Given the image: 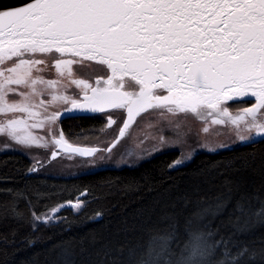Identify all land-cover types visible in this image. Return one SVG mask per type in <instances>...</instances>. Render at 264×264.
<instances>
[{"label":"snow or ice","instance_id":"6c2138e0","mask_svg":"<svg viewBox=\"0 0 264 264\" xmlns=\"http://www.w3.org/2000/svg\"><path fill=\"white\" fill-rule=\"evenodd\" d=\"M37 54L50 57L51 64ZM87 62L106 66L110 75L95 79V86L76 78L73 66L83 71ZM49 66L54 79L42 75ZM129 82L133 90H126ZM73 86L79 90L76 95L83 93L81 98L68 94ZM10 93L18 98L10 100ZM45 95L50 97L47 102L41 99ZM253 99L251 107L235 113L226 106L229 101ZM56 105L62 110L49 111ZM108 110L126 113L111 147L73 144L60 128L62 118ZM150 111L160 118L170 114L174 119L168 126L177 135L186 128L179 117L191 114L205 123L204 133L213 125H224L245 146L264 142V0H26L0 8V139L28 149L52 148L51 159L95 158L98 152L110 153L137 117ZM116 123L108 115L104 128L88 131L105 133ZM40 129L47 130L46 137L35 133ZM226 147L231 145H220ZM0 150H9L8 145ZM32 159L28 173L45 167L37 157ZM190 159L191 155L169 167ZM249 166L244 159L239 168L232 163L225 169ZM224 174L217 170V175ZM234 185L225 178L215 196L179 197L183 207L194 205L183 224L177 215L165 213L135 245L97 250L98 264H264V237L253 236L264 228V197L245 194L233 204V192L238 191ZM15 197L29 204L34 223L55 222L65 207H83L77 198L37 215L23 192H15ZM229 205L227 226L232 231L215 240L219 228L212 229L207 218L224 215ZM10 211L22 218L15 203ZM241 236L252 238L237 239ZM56 249V264H78L71 244L61 243Z\"/></svg>","mask_w":264,"mask_h":264},{"label":"trees","instance_id":"16d2710c","mask_svg":"<svg viewBox=\"0 0 264 264\" xmlns=\"http://www.w3.org/2000/svg\"><path fill=\"white\" fill-rule=\"evenodd\" d=\"M44 59L51 64L50 57ZM87 63L89 67L83 71L73 66L75 77H85L94 84L95 79H106L110 75L106 66ZM42 75L48 79L54 77L55 72L49 66ZM69 90L75 92L77 89L73 86ZM100 116L62 118L59 125L69 138L83 142L86 138H81L95 136L89 129L105 127L106 119ZM81 131L85 132L84 136H79ZM49 157L48 154L47 161ZM177 159L178 153L169 151L148 158L137 167L97 170L64 178L27 174L32 162L30 155L20 151H1L0 264H56V246L61 243L71 244L78 254V264H98L97 250L105 245L112 248L135 245L165 213L177 215L183 224L184 216L192 211L194 205L183 207L179 197L187 194L195 200L215 196L222 191L220 186L225 178L238 185V191L234 190L232 195L233 204L245 194L264 197V142L241 144L219 153L201 152L191 162L169 167ZM244 159L250 162L249 167L239 171L225 169V165L232 163L239 168ZM217 170L225 174L217 175ZM4 189H12L13 192L8 193ZM84 189H88L91 198L85 208L78 214L67 210L68 218L49 225L34 223L29 204L15 197V192H23L31 201L32 211L41 214L58 201L73 199ZM13 203L22 213V218L13 216L10 211ZM231 210L232 205H229L224 215L207 218L212 229L219 228L213 239L219 240L232 231L227 226ZM97 213L102 215L94 219ZM253 236L264 237V228L257 229ZM251 238L241 236L237 239Z\"/></svg>","mask_w":264,"mask_h":264},{"label":"rangeland","instance_id":"374dc122","mask_svg":"<svg viewBox=\"0 0 264 264\" xmlns=\"http://www.w3.org/2000/svg\"><path fill=\"white\" fill-rule=\"evenodd\" d=\"M36 58L42 57H40V54H37ZM54 78L55 76H50L48 79ZM76 78L88 80L85 77ZM89 83L91 82L89 81ZM132 89L133 85L130 82L127 83L126 90ZM78 91L79 90L77 89L75 92H72L68 89V94L74 95L76 98H81L82 93L76 95ZM15 98H18L15 93L9 94L10 100ZM41 99L47 102L50 97L45 95L41 97ZM57 108L62 110L60 105H56L53 106V108H50L49 111ZM170 119H174L170 114L166 118H160L156 112L151 111L149 113L142 114L140 117H137L136 122L128 130V134L120 140V143L116 144V146L112 148L110 153L101 151L96 154L95 158H81L77 156L73 159H68L63 155H58L55 159L46 163L48 154L50 155L54 149H42L35 147L28 149L23 146L16 145L14 142H9L6 138L0 139V148L7 144L9 148L7 151H20L27 153L31 156V159L32 157L40 159L45 164L44 169L51 170L58 175H68L73 173L82 174L94 172L105 168L136 166L145 159L168 151H178L180 153V158L177 160H184L186 157L191 155V159L185 162L187 163L191 161L199 152H213L209 151V149H216V151H218L220 149L229 148H220V145H231L232 147L241 144L237 142L235 131L230 126L213 125L211 126L209 133H204L202 129L206 125L203 121L194 118L191 114H188L186 118L182 115L179 119L184 120L186 128L182 126L183 131H181L180 135H177L176 132L168 126V120ZM188 129H190V131H188ZM34 131L36 134L45 137L48 134L46 129ZM232 132H234V134H232ZM160 137H163V143L160 142ZM85 138H88V136L81 138V140ZM83 143L84 144L82 145L94 146V144H99L100 142L88 140ZM48 150L50 151L49 153L47 152ZM1 151L3 150H0V152ZM129 152H132V155H129ZM100 157H104V159L101 160ZM32 161L35 163L33 159Z\"/></svg>","mask_w":264,"mask_h":264},{"label":"flooded vegetation","instance_id":"af4514ba","mask_svg":"<svg viewBox=\"0 0 264 264\" xmlns=\"http://www.w3.org/2000/svg\"><path fill=\"white\" fill-rule=\"evenodd\" d=\"M93 86H95V84H93ZM133 90V89H132ZM158 94H166V92L164 90H157ZM83 93L81 94L82 97ZM254 99L253 100H248L247 102H236V101H229L227 102L226 106L228 107L229 111L232 113L237 112L238 110H242L243 108H247V107H251L252 103H254ZM99 114V115H97ZM95 116H100V117H105L106 119V124H107V116L111 115L112 119L116 120L117 123L116 125H113L111 128L107 129V131L105 133H101L99 131L94 132L93 135H95L94 137L91 138H86V141L88 140H92V141H99V144H94V146L99 147L100 149L103 148H107L109 146H111V143L115 141L116 139V135H117V129L118 127L122 126L121 122L123 119H126V113L123 110H108L106 113H96V114H92ZM91 115V116H92ZM96 129V128H95ZM101 129V128H99ZM98 130V129H97ZM64 132V131H63ZM232 134H234V132H232ZM65 137L69 140V142L72 143H76V144H84L83 142H78L76 140H74L73 138H69L68 134L66 132H64ZM241 145V144H239ZM238 145L229 147L228 149H231L233 147H236ZM224 149H220L216 152H207V151H203L204 153H217L219 151H222ZM201 153V152H199Z\"/></svg>","mask_w":264,"mask_h":264},{"label":"bare ground","instance_id":"6f19581e","mask_svg":"<svg viewBox=\"0 0 264 264\" xmlns=\"http://www.w3.org/2000/svg\"><path fill=\"white\" fill-rule=\"evenodd\" d=\"M226 150H229L228 148H226V149H224V150H222V151H226ZM222 151H219V152H222ZM169 152V151H168ZM175 152H177L178 153V159L180 158V153L178 152V151H175ZM219 152H217V153H219ZM199 154V153H198ZM196 156H197V154H196ZM195 156V157H196ZM194 157V158H195ZM193 158V159H194ZM192 159V160H193ZM146 160V159H145ZM191 160V161H192ZM144 161V160H143ZM176 161V160H175ZM191 161H189V162H191ZM188 163V162H187ZM33 161L30 163V166H29V168L30 167H32L33 166ZM141 163H139L138 165H136V166H125V167H120V168H105V169H123V168H130V167H137V166H139ZM173 164V163H172ZM186 164V163H185ZM184 165V164H183ZM101 170H104V169H101ZM88 173H91V172H88ZM27 174H41V175H43V174H50V175H52V176H55V177H64V178H68V177H73V176H81V175H83V174H85V173H82V174H77V173H73V174H68V175H61V174H57V173H55V172H53V171H51V170H46V169H44V167L38 172V173H28L27 172ZM77 198H79V200L80 201H82L83 202V207L81 208V209H79V210H77V209H74V208H72V207H65V208H63V209H61V211H59L56 215H57V217H58V219L55 221V222H48L46 225H49V224H53V223H57V222H59L60 220H62V219H66V218H68L69 217V215H68V213H66V211L67 210H69V211H71V213L72 214H78V213H80L84 208H85V206H86V204H88V202L91 200V198H90V196H89V191H88V189H84L83 191H81V192H79V193H77L76 194V196L73 198V199H67V200H63V201H58L57 203H55L54 205H52V206H50V207H48V208H46L44 211H43V213H45V212H48V211H50L53 207H59L61 204H67L68 202H73V203H75L76 202V200H77ZM42 214V213H41ZM37 215H40V214H37ZM64 216V218H62ZM92 219V218H91ZM43 224H45V223H43Z\"/></svg>","mask_w":264,"mask_h":264},{"label":"water","instance_id":"95a60500","mask_svg":"<svg viewBox=\"0 0 264 264\" xmlns=\"http://www.w3.org/2000/svg\"><path fill=\"white\" fill-rule=\"evenodd\" d=\"M25 2H26V0H0V8L16 7V6H19V5H21V4L25 3ZM73 144H76V143H73ZM77 145L86 146V145H82V144H77ZM88 147H96V146H88ZM97 148H99V147H97ZM50 160H52L51 159V154H50L49 160L46 163L50 162Z\"/></svg>","mask_w":264,"mask_h":264}]
</instances>
